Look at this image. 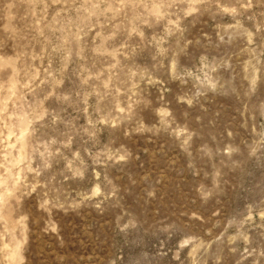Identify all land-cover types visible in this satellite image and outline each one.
Segmentation results:
<instances>
[{
    "label": "rangeland",
    "instance_id": "374dc122",
    "mask_svg": "<svg viewBox=\"0 0 264 264\" xmlns=\"http://www.w3.org/2000/svg\"><path fill=\"white\" fill-rule=\"evenodd\" d=\"M0 264H264V0H0Z\"/></svg>",
    "mask_w": 264,
    "mask_h": 264
}]
</instances>
